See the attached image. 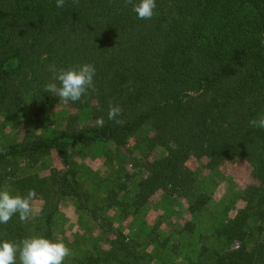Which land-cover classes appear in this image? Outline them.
I'll return each mask as SVG.
<instances>
[{
    "label": "trees",
    "instance_id": "16d2710c",
    "mask_svg": "<svg viewBox=\"0 0 264 264\" xmlns=\"http://www.w3.org/2000/svg\"><path fill=\"white\" fill-rule=\"evenodd\" d=\"M0 132V264H264V0H0ZM131 142L138 172L109 148ZM52 152L64 170L39 177ZM79 153H109L113 172ZM191 157L243 159L257 182L193 260L143 210L158 192L204 208ZM66 200L79 231L59 263Z\"/></svg>",
    "mask_w": 264,
    "mask_h": 264
},
{
    "label": "rangeland",
    "instance_id": "374dc122",
    "mask_svg": "<svg viewBox=\"0 0 264 264\" xmlns=\"http://www.w3.org/2000/svg\"><path fill=\"white\" fill-rule=\"evenodd\" d=\"M27 120V116L24 118ZM4 135V132H0ZM8 138H12L11 131L5 132ZM23 135V132H19ZM4 143L0 138V145ZM111 152L120 153L127 156L128 170L138 172L140 170L137 163H142L146 154L133 147L131 142L128 146L115 147L109 144ZM164 154L160 150H156L152 156ZM151 156V157H152ZM114 156L109 153L105 154H78L76 162L81 167L91 169L100 177L111 175L114 170ZM143 159V160H142ZM149 159V158H147ZM205 160L191 157L186 162V167L192 172H195L199 191L205 193L209 198L202 210L194 214L186 212L185 199H180L177 196H169L168 192H158L153 196L150 202L143 208L146 220L150 224L159 223L157 232L165 233L170 237V243L178 248L179 255L193 260L201 240L199 237L207 235L210 228L221 221L235 215V213L244 206L243 191L244 188L251 184H257L251 175V165L243 159H228L225 160L216 171H209L204 168ZM55 168L63 171L60 159L55 152L49 155L42 156L35 167V171L39 177L49 176L50 170ZM42 201L34 199L30 202V211L38 213L41 210ZM61 212L65 217V222L61 224L63 233H57L56 252L59 263H64L66 255L69 254V244L76 232L79 231L78 220L79 215L73 207L71 200H66L61 206ZM128 220H115V228L123 230ZM185 223H191L192 230H186L181 233V229ZM59 230V231H60ZM104 248L107 247L108 241L104 242ZM236 245V244H235ZM235 247V246H234ZM182 257V258H183ZM180 264H190L189 261H180Z\"/></svg>",
    "mask_w": 264,
    "mask_h": 264
},
{
    "label": "built area",
    "instance_id": "2783aa9c",
    "mask_svg": "<svg viewBox=\"0 0 264 264\" xmlns=\"http://www.w3.org/2000/svg\"><path fill=\"white\" fill-rule=\"evenodd\" d=\"M235 248H238V246H235Z\"/></svg>",
    "mask_w": 264,
    "mask_h": 264
}]
</instances>
